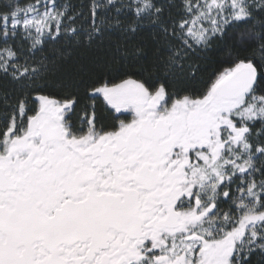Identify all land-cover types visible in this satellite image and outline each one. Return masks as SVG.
Wrapping results in <instances>:
<instances>
[{
    "label": "snow or ice",
    "instance_id": "snow-or-ice-1",
    "mask_svg": "<svg viewBox=\"0 0 264 264\" xmlns=\"http://www.w3.org/2000/svg\"><path fill=\"white\" fill-rule=\"evenodd\" d=\"M0 264H264V0H0Z\"/></svg>",
    "mask_w": 264,
    "mask_h": 264
},
{
    "label": "trees",
    "instance_id": "trees-1",
    "mask_svg": "<svg viewBox=\"0 0 264 264\" xmlns=\"http://www.w3.org/2000/svg\"><path fill=\"white\" fill-rule=\"evenodd\" d=\"M61 2H63V0H61ZM73 3L75 4H79L81 2V0H72ZM84 3H87V0H83Z\"/></svg>",
    "mask_w": 264,
    "mask_h": 264
},
{
    "label": "flooded vegetation",
    "instance_id": "flooded-vegetation-1",
    "mask_svg": "<svg viewBox=\"0 0 264 264\" xmlns=\"http://www.w3.org/2000/svg\"><path fill=\"white\" fill-rule=\"evenodd\" d=\"M125 118L130 119L131 117H130V115H127V114H125L124 116L120 117V119H125Z\"/></svg>",
    "mask_w": 264,
    "mask_h": 264
}]
</instances>
